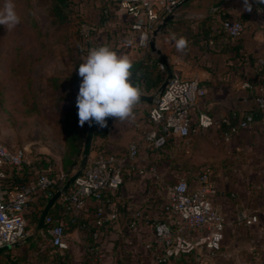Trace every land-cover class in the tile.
Returning <instances> with one entry per match:
<instances>
[{
	"label": "crops",
	"instance_id": "1",
	"mask_svg": "<svg viewBox=\"0 0 264 264\" xmlns=\"http://www.w3.org/2000/svg\"><path fill=\"white\" fill-rule=\"evenodd\" d=\"M219 1L184 0L155 38V49L160 53L152 50L150 45L141 49L122 48L118 53L132 60L148 55L162 57L172 73L197 79L204 93L191 114V134L187 138H169L162 149H153L142 139L143 130L150 126L147 118L151 103L147 102H139L132 116L125 121L111 118L106 137L93 136L89 158L100 152L121 154L127 151L131 142H137L139 154L135 164L144 170L140 174L125 168L123 185L103 198L106 212L117 214L116 220L102 227L97 241L103 264H156L146 249L147 243L154 242L152 226L144 221L133 226L131 219L135 213L152 219L161 217L166 186L179 178H186L193 184L194 173L205 165L213 168L211 179L215 193L211 201L225 217V238L217 253L199 251L190 255L201 264H264V125L256 103V97L264 91V13L253 2L251 12L243 11L242 0L225 1L211 12V7ZM85 8L92 15L100 14L98 18H105L104 21L99 19V30L104 26L111 27L118 37L129 32L131 18L118 10L112 0H83L81 10ZM210 15L214 38L201 41L202 20ZM225 16L245 23L239 38H227L218 30ZM180 38L187 41L183 51L176 48ZM199 112L211 115L215 124L207 129L199 128ZM247 114L253 117L251 124L234 133L225 131L223 119L229 118L237 126ZM2 120L0 112V141L8 147H21L25 153L23 163L11 177L24 182L35 179L44 169H49L51 174L62 170L66 143L56 124L55 136L39 128L20 139L19 132H12L10 136L2 129ZM150 168L154 172L149 171ZM39 202L29 205L28 220L42 211ZM98 204L99 201L88 198L82 208L70 212L76 225L63 220L67 249L59 251L55 248L49 264H58L57 256L68 250L75 259L70 264H96L95 249L90 246L85 227L94 225ZM252 215L257 221L247 224L246 218ZM169 223L174 225L171 220ZM244 232L248 237L240 238ZM30 240L1 253L0 263L10 261V250L29 248ZM177 259L172 258L166 264H178Z\"/></svg>",
	"mask_w": 264,
	"mask_h": 264
},
{
	"label": "built area",
	"instance_id": "2",
	"mask_svg": "<svg viewBox=\"0 0 264 264\" xmlns=\"http://www.w3.org/2000/svg\"><path fill=\"white\" fill-rule=\"evenodd\" d=\"M183 1L112 0L118 10L131 18L129 32L119 38L121 46L124 49L148 47L158 25L166 16L172 15ZM221 27L231 39H237L245 30V23L232 18L223 20ZM159 66L164 69L163 64ZM203 93L204 88L197 79L173 73L167 79L164 90L156 93L151 103L147 118L150 126L142 132L143 142L153 149H162L171 137L187 138L192 131V111ZM256 103L264 125V91L256 97ZM252 122V115L247 114L229 132L234 133ZM223 123L229 124V120L225 118ZM85 124L88 126L87 122ZM214 124L215 120L211 115L206 112L198 113L199 128L207 129ZM138 154L137 142H131L127 151L121 154L97 153L95 157L89 158L81 174L58 200L71 213L82 208L88 198L99 201L94 214V225L98 228L116 220L115 212H106L103 198L106 193L114 192L123 185L125 168L144 173L135 164ZM24 156L23 149L8 147L0 141V247L24 241L27 237L29 205L40 199L48 201L70 176L65 178L64 174L59 175L63 184L56 191H53L54 179L49 169L39 172L35 179L11 183V174L23 163ZM149 171L154 172V169L150 168ZM212 174V166L205 165L194 173L193 184L186 178H179L168 184L161 205V217L152 219L141 213L133 215V226L144 221L153 228L154 242L147 243L146 249L151 252L156 264H166L172 258L199 251L209 254L220 251L225 238V217L211 201L215 193ZM256 221L255 215L246 218L247 224ZM44 226L52 246L65 251V223L47 216ZM100 235L101 232L97 229L93 234L96 242ZM94 249L96 264H103L97 246Z\"/></svg>",
	"mask_w": 264,
	"mask_h": 264
},
{
	"label": "rangeland",
	"instance_id": "3",
	"mask_svg": "<svg viewBox=\"0 0 264 264\" xmlns=\"http://www.w3.org/2000/svg\"><path fill=\"white\" fill-rule=\"evenodd\" d=\"M5 2L0 0V9H3ZM13 3L20 23L11 27L0 25L2 129L10 136L12 132H19L20 139H25L39 128L55 136L57 128L56 116L51 113L54 105L51 81H63L68 89L78 95L82 78L78 75L76 64H71L72 59L82 57L77 54L78 25L80 32L96 47L109 43L117 53L123 47L111 27L104 26L99 30L100 14L92 15L86 8L81 17L59 26L50 13L51 0H13ZM73 99L72 96L71 101ZM79 160L80 156L78 163ZM77 167L78 164L70 175ZM37 222L35 219L28 220L26 228L27 236L33 235L34 245L10 250V261L0 264H49V257H54L56 249L50 242L45 226L36 230ZM245 234L240 238L248 237ZM67 255L69 264L73 263V254L68 250ZM177 260L178 264H201L191 255L178 257Z\"/></svg>",
	"mask_w": 264,
	"mask_h": 264
},
{
	"label": "trees",
	"instance_id": "4",
	"mask_svg": "<svg viewBox=\"0 0 264 264\" xmlns=\"http://www.w3.org/2000/svg\"><path fill=\"white\" fill-rule=\"evenodd\" d=\"M82 1L83 0H51L50 13L54 18L53 21L55 23H58L59 26H62L70 22L72 19H78L79 17H81L83 15L81 10ZM100 19V21H104L103 19L105 18H103L102 16ZM210 19L211 15L202 20L201 32L199 34L201 35V41L208 42L209 39L214 38L213 32L210 28ZM226 19L232 18L227 16L223 17V20ZM218 30L221 34H223L227 38H230L222 30L221 25ZM76 34L77 46L79 48L77 54L81 55L82 57L78 60L72 59L71 64H76V70L78 71L79 64L82 62L83 57L87 55L89 49L96 47V45H93L86 38V35L80 32L79 25ZM114 37L116 36L114 35ZM132 61L133 68L131 71L133 73V83L137 84L140 87L142 94H156L161 84L165 81L167 75L164 59L162 57L154 58L148 55L146 57L137 58ZM160 64L164 65V69L160 68ZM56 80L57 79H53L51 81L54 89V105L51 109V113L56 116L55 124L60 128L61 133L65 137L66 150L64 153V157L62 158V170L51 174L54 179L53 191L59 189L63 184V181L59 179V175L62 173L65 175V178H67L77 166L78 157L81 155L83 146L82 143L87 128L86 124H84L83 127L79 125L78 108L76 106L77 95L75 94V92L68 89L63 81ZM72 96L74 97L73 101H71ZM227 119L229 120V124L222 123V125L225 127V131L229 132L231 127L235 126V124H233L229 118ZM110 120L111 117L107 118V126L103 128L99 127L96 124L94 136L106 137L109 131ZM9 181L11 183L23 182L15 180L13 176L9 179ZM39 201L41 206L44 208L47 201L42 199H40ZM54 204L55 205L50 209L48 213L49 217L61 221L65 220L69 223L75 221L74 216L70 215V212L65 209L64 205L61 202L56 201ZM40 213L41 211L34 214L32 219L38 220ZM82 224L86 223L82 222ZM73 225H76V223L74 222ZM102 227L98 228L97 226L92 224L85 227L88 232V241L90 243V246L95 247L97 245L93 234L97 231V229H99L101 232ZM29 243H31V240L29 241ZM30 246H33L32 243L30 244ZM68 257L69 256L67 255V253L60 256L58 255L56 261L58 262V264H66L68 262Z\"/></svg>",
	"mask_w": 264,
	"mask_h": 264
},
{
	"label": "clouds",
	"instance_id": "5",
	"mask_svg": "<svg viewBox=\"0 0 264 264\" xmlns=\"http://www.w3.org/2000/svg\"><path fill=\"white\" fill-rule=\"evenodd\" d=\"M264 3V0H258ZM242 10L252 11V0H242ZM20 23L13 0H6L0 9V25L9 27ZM187 47L185 38L176 41L177 51ZM132 59L118 54L109 45H100L88 50L78 67L82 78L76 98L79 125L87 122L107 126V118H117L122 122L130 118L139 103L142 91L132 80Z\"/></svg>",
	"mask_w": 264,
	"mask_h": 264
},
{
	"label": "water",
	"instance_id": "6",
	"mask_svg": "<svg viewBox=\"0 0 264 264\" xmlns=\"http://www.w3.org/2000/svg\"><path fill=\"white\" fill-rule=\"evenodd\" d=\"M225 1H228V0H220L218 3H216L214 6H212L211 12H214L217 9H219ZM252 2L255 4L256 7H258L260 9V11L262 13H264V4L263 3L258 2V0H252ZM172 18H173V15L166 16L162 20V22L158 25V27L156 28V30L153 33V36L149 42V45H150L152 50L156 51V53H160V52L155 49V38H156L157 34L159 32H161L162 29L166 26V23L168 21H170ZM166 72H167L166 79L161 84L157 93H161L164 90V88L167 84V79L170 78L173 74L170 67L166 68ZM155 96H156V94H154V95L142 94L139 102L152 103L153 100L155 99ZM95 126H96V124L94 122L91 126H89V124H88V126L86 128V133H85V137H84V141H83V146H82V151H81L78 167L74 171V173L66 179V181H65L64 185L61 187V189L57 190L54 193V195L47 201L45 207L42 209V211L39 215V219H38L37 226H36L37 231L41 230L44 227L45 218L48 216V213H49L51 207L53 206V204L61 197V195L63 193H65L71 187V185L74 183L75 179L81 174L83 168L87 164V162L89 160V156H90L91 144H92V140H93V136H94ZM240 216H241V213H239V217ZM32 237H33V235H28L24 239V241L27 242L28 240L32 239ZM14 246H17V244H15L13 246L5 245L3 247H0V254L11 249Z\"/></svg>",
	"mask_w": 264,
	"mask_h": 264
}]
</instances>
